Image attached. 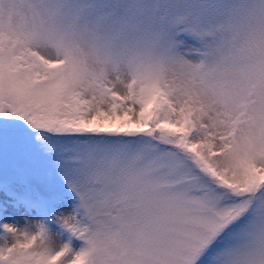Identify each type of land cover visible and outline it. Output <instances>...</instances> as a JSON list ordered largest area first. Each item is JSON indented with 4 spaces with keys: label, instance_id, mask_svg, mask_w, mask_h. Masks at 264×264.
Segmentation results:
<instances>
[{
    "label": "snow or ice",
    "instance_id": "1",
    "mask_svg": "<svg viewBox=\"0 0 264 264\" xmlns=\"http://www.w3.org/2000/svg\"><path fill=\"white\" fill-rule=\"evenodd\" d=\"M0 264H264V0H0Z\"/></svg>",
    "mask_w": 264,
    "mask_h": 264
}]
</instances>
